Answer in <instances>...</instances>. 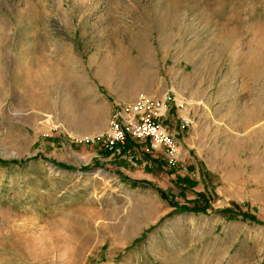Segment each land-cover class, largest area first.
I'll list each match as a JSON object with an SVG mask.
<instances>
[{
  "label": "rangeland",
  "instance_id": "rangeland-1",
  "mask_svg": "<svg viewBox=\"0 0 264 264\" xmlns=\"http://www.w3.org/2000/svg\"><path fill=\"white\" fill-rule=\"evenodd\" d=\"M0 264H264V0H0Z\"/></svg>",
  "mask_w": 264,
  "mask_h": 264
},
{
  "label": "built area",
  "instance_id": "built-area-1",
  "mask_svg": "<svg viewBox=\"0 0 264 264\" xmlns=\"http://www.w3.org/2000/svg\"><path fill=\"white\" fill-rule=\"evenodd\" d=\"M168 97L155 99L142 93L135 100L124 102L113 110L105 132L96 139L114 149L126 143L128 138L144 142L148 152L164 149L175 155L179 151V143L161 123V116L167 110Z\"/></svg>",
  "mask_w": 264,
  "mask_h": 264
},
{
  "label": "crops",
  "instance_id": "crops-1",
  "mask_svg": "<svg viewBox=\"0 0 264 264\" xmlns=\"http://www.w3.org/2000/svg\"><path fill=\"white\" fill-rule=\"evenodd\" d=\"M128 141H129V140H127L126 143H127ZM126 143H125V144H126ZM125 144H124V145H125Z\"/></svg>",
  "mask_w": 264,
  "mask_h": 264
},
{
  "label": "trees",
  "instance_id": "trees-1",
  "mask_svg": "<svg viewBox=\"0 0 264 264\" xmlns=\"http://www.w3.org/2000/svg\"><path fill=\"white\" fill-rule=\"evenodd\" d=\"M248 216V214H246V217Z\"/></svg>",
  "mask_w": 264,
  "mask_h": 264
}]
</instances>
